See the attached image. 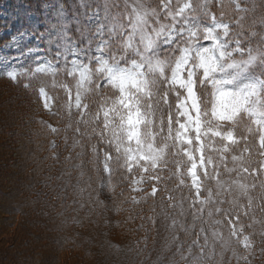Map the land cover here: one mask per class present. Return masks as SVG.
Here are the masks:
<instances>
[{
	"label": "trees",
	"instance_id": "trees-1",
	"mask_svg": "<svg viewBox=\"0 0 264 264\" xmlns=\"http://www.w3.org/2000/svg\"><path fill=\"white\" fill-rule=\"evenodd\" d=\"M19 1L37 16L45 1L56 5L77 15L83 28H90L86 16L93 10L107 23L129 24L121 7L127 0ZM139 1L167 23L172 19L164 16L165 9L175 13L171 2L187 1L198 18L228 23L239 46L252 52L264 47V0ZM4 39L0 36V43ZM124 55L126 64L140 58ZM0 82L16 93H6L4 102L16 105L11 130L24 137L19 148H25L16 173V208L7 217V226L21 227L9 249L16 264H264V157L259 129L249 120H236L230 142L213 137L216 152H207L211 165L199 170L195 189L190 160L174 139L175 92L157 79L142 103L152 114L150 130L155 143L164 146V158L136 191L133 180L141 169L129 167L103 125L114 89L93 82L82 108L69 112L57 90L53 113H47L36 79L0 77ZM206 90L198 83L202 112L208 106Z\"/></svg>",
	"mask_w": 264,
	"mask_h": 264
},
{
	"label": "rangeland",
	"instance_id": "rangeland-1",
	"mask_svg": "<svg viewBox=\"0 0 264 264\" xmlns=\"http://www.w3.org/2000/svg\"><path fill=\"white\" fill-rule=\"evenodd\" d=\"M127 1L121 6L129 20V27H123L129 29L125 33L118 23H107L101 13L86 16L90 28H83L77 15H67L46 1L40 16L19 0L0 2V36L5 37L0 43V77L24 83L36 79L47 113H53L57 90L65 96L64 109L69 112L82 108L93 82L115 89V98L103 111V125L129 167L141 169L133 180L136 191L143 189L141 183L146 179H152L147 178L150 170L159 167L164 158V146L155 143L150 130L152 114L142 103L149 99L157 79L175 92L178 122L174 139L190 160L195 189H199V170L210 162L207 152H216L213 137L217 142H230V128L239 117L258 127L264 157V48L262 53L245 52L226 25L198 19L187 1L176 6L171 2L175 13L166 8L164 16L177 21L169 19L168 23L157 20V13L153 15L139 0ZM61 22L67 26L61 40L40 38V32L51 30L49 23ZM124 53L140 58L126 64ZM198 83L207 89L204 112L195 94ZM6 93L16 94L0 82V153H6L0 155V264H16L11 258L13 249H9L21 227L7 226V217L16 208V173L25 162L21 161L25 148H19L24 137L18 138L19 131L11 130L16 105L4 102Z\"/></svg>",
	"mask_w": 264,
	"mask_h": 264
},
{
	"label": "snow or ice",
	"instance_id": "snow-or-ice-1",
	"mask_svg": "<svg viewBox=\"0 0 264 264\" xmlns=\"http://www.w3.org/2000/svg\"><path fill=\"white\" fill-rule=\"evenodd\" d=\"M48 27L51 29L50 31H44L40 32L39 36L43 40L45 37H47L48 41H59L62 39V31L66 29V25H64L62 22L60 24L57 23H49ZM23 33H21L22 35ZM11 76V74H10ZM14 78V77H12Z\"/></svg>",
	"mask_w": 264,
	"mask_h": 264
},
{
	"label": "clouds",
	"instance_id": "clouds-1",
	"mask_svg": "<svg viewBox=\"0 0 264 264\" xmlns=\"http://www.w3.org/2000/svg\"><path fill=\"white\" fill-rule=\"evenodd\" d=\"M141 264H143V262H141ZM150 264H155V262H150Z\"/></svg>",
	"mask_w": 264,
	"mask_h": 264
}]
</instances>
